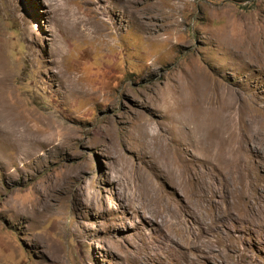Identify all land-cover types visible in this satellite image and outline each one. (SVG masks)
Masks as SVG:
<instances>
[{"label": "rangeland", "instance_id": "1", "mask_svg": "<svg viewBox=\"0 0 264 264\" xmlns=\"http://www.w3.org/2000/svg\"><path fill=\"white\" fill-rule=\"evenodd\" d=\"M0 264H264V0H0Z\"/></svg>", "mask_w": 264, "mask_h": 264}, {"label": "bare ground", "instance_id": "2", "mask_svg": "<svg viewBox=\"0 0 264 264\" xmlns=\"http://www.w3.org/2000/svg\"><path fill=\"white\" fill-rule=\"evenodd\" d=\"M250 119H251V117H250ZM250 121H252V120H250ZM225 127L226 126L224 124L218 122L217 120L209 121V122L203 123L201 125H197V128H195L193 130V137H192V140H193L192 143H194V142L195 143L196 142L199 143L200 148H201L200 149L201 153L200 152L199 153H200V155H202L201 156L202 158H200L197 162H199V164H200L202 169L204 168L205 170H210V171H215V170L216 171L217 170L223 171V173L226 175L227 178H228L229 175H232V174L239 176V178L241 177V179L244 182L242 185L247 189L248 188V183H249L248 182L249 173L247 172V167L245 168V165L243 164V161H242V159L240 157V153L237 150L236 143L232 142L231 136L229 134H227V136H221L219 138H217L215 136V131L217 129L223 130V129H225ZM215 139H217L218 142H216ZM226 143H230V145L227 148H224V145ZM160 146L163 147V144L160 143ZM196 152H198V151H196ZM207 175L208 174L201 172L196 177V179H194L193 177L190 178L195 183L194 182H193L194 184L191 183L189 189H190L191 192L195 193L199 198H201V200L204 203H211V202L214 203V197L217 195L216 194L217 189L213 188V186L209 182V178L210 177L207 176ZM146 176H147V174H146ZM233 177H235V176H233ZM226 185H229V184L226 183ZM236 186H237V184H236ZM224 187H226V186H224ZM230 190H228V192L231 195V200L232 201L229 203V207H231L230 204L235 200L234 199L235 197L233 198V196H235V195L234 194L232 195V191H230ZM145 191H147V190H145ZM199 203H200V201H199ZM182 211H183V213H186V212L188 213L189 212V207L186 206V208L183 209ZM224 212H226V216H229V217H226V218H230V208H228V207L225 208ZM171 213H172L173 216H176L179 213V211L177 209H174V210H171ZM180 214H181V211H180ZM218 220H220V218L217 219L216 222ZM171 225H172V223H171ZM172 226H174V224ZM207 230H208V228H207ZM195 243H196V241H195ZM202 249H204V248H202Z\"/></svg>", "mask_w": 264, "mask_h": 264}]
</instances>
